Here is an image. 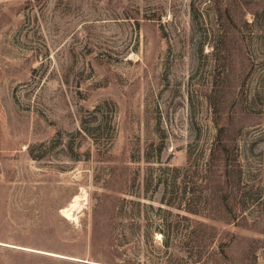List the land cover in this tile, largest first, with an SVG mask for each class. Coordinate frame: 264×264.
<instances>
[{"label":"rangeland","instance_id":"rangeland-1","mask_svg":"<svg viewBox=\"0 0 264 264\" xmlns=\"http://www.w3.org/2000/svg\"><path fill=\"white\" fill-rule=\"evenodd\" d=\"M0 264H264V0H0Z\"/></svg>","mask_w":264,"mask_h":264},{"label":"trees","instance_id":"trees-1","mask_svg":"<svg viewBox=\"0 0 264 264\" xmlns=\"http://www.w3.org/2000/svg\"><path fill=\"white\" fill-rule=\"evenodd\" d=\"M207 171H209L208 168L205 170V172H207ZM182 218H184V217H182ZM184 219H186V218H184ZM160 231H161L160 233H161L162 236L164 237V236H165V230H164L163 228L160 227Z\"/></svg>","mask_w":264,"mask_h":264},{"label":"bare ground","instance_id":"bare-ground-1","mask_svg":"<svg viewBox=\"0 0 264 264\" xmlns=\"http://www.w3.org/2000/svg\"><path fill=\"white\" fill-rule=\"evenodd\" d=\"M79 199V198H78ZM77 200V196H76V198H75V200L74 201H76ZM73 204V203H72ZM80 205V204H79ZM70 208V207H69ZM62 210H64V208L62 209ZM67 210V209H66ZM64 212V211H63ZM67 212V211H66ZM62 213V212H61ZM69 213V212H68ZM63 214V213H62ZM64 214H66V213H64ZM63 214V215H64ZM69 216V215H68ZM67 217V216H66Z\"/></svg>","mask_w":264,"mask_h":264}]
</instances>
